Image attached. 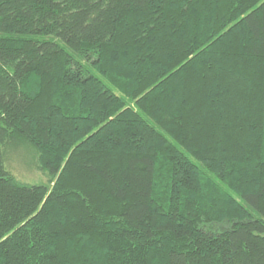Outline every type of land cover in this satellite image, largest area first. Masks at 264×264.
I'll return each mask as SVG.
<instances>
[{
  "label": "trees",
  "instance_id": "1",
  "mask_svg": "<svg viewBox=\"0 0 264 264\" xmlns=\"http://www.w3.org/2000/svg\"><path fill=\"white\" fill-rule=\"evenodd\" d=\"M0 264H264V0H0Z\"/></svg>",
  "mask_w": 264,
  "mask_h": 264
},
{
  "label": "rangeland",
  "instance_id": "2",
  "mask_svg": "<svg viewBox=\"0 0 264 264\" xmlns=\"http://www.w3.org/2000/svg\"><path fill=\"white\" fill-rule=\"evenodd\" d=\"M4 166L19 183L28 186H42L48 183L46 175L37 164V154L29 145L19 143L4 149Z\"/></svg>",
  "mask_w": 264,
  "mask_h": 264
}]
</instances>
